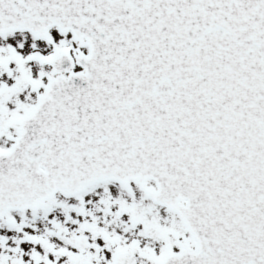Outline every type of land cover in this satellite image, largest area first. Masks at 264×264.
Wrapping results in <instances>:
<instances>
[{
  "label": "snow or ice",
  "instance_id": "obj_1",
  "mask_svg": "<svg viewBox=\"0 0 264 264\" xmlns=\"http://www.w3.org/2000/svg\"><path fill=\"white\" fill-rule=\"evenodd\" d=\"M0 264H264V0H0Z\"/></svg>",
  "mask_w": 264,
  "mask_h": 264
}]
</instances>
